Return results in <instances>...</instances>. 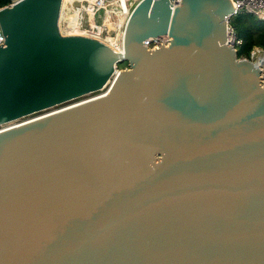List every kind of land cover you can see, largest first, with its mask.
<instances>
[{
  "label": "water",
  "instance_id": "water-1",
  "mask_svg": "<svg viewBox=\"0 0 264 264\" xmlns=\"http://www.w3.org/2000/svg\"><path fill=\"white\" fill-rule=\"evenodd\" d=\"M61 1L0 7V125L108 87L0 129V264H264V57L229 1L142 0L121 52Z\"/></svg>",
  "mask_w": 264,
  "mask_h": 264
},
{
  "label": "built area",
  "instance_id": "built-area-1",
  "mask_svg": "<svg viewBox=\"0 0 264 264\" xmlns=\"http://www.w3.org/2000/svg\"><path fill=\"white\" fill-rule=\"evenodd\" d=\"M77 1V2H75ZM142 0H72V5L67 6L64 9V15L67 13L70 14L73 11L74 17L73 18H61V23L58 22V28L60 33L66 35H84L91 38H95L103 43L104 41L100 39L107 40V36L110 35L109 30H107L106 16H112L115 13L121 12L124 7H127L129 13L141 2ZM182 0H169V4H171L172 9L178 5H180ZM231 8L232 13L226 18V41L227 46L232 48L233 51L236 53L240 45L242 44V39L238 37L235 33V29L230 24V19L233 15L237 12H244L252 17L264 21V0H228ZM11 3V0H9ZM62 2V1H61ZM9 3V4H10ZM73 3H77V6H73ZM61 11V7H60ZM60 16V13H59ZM128 19V18H127ZM127 21V20H126ZM73 26V28H69L68 24ZM79 29L80 32H70L71 29ZM115 31L118 32L121 38L123 37V33L120 31L121 26L116 25L115 27H111ZM170 37L168 35H162L153 37L147 40L145 46L148 49H155L159 47L158 45L167 46L169 44ZM4 43V36L0 29V46ZM106 44V43H105ZM113 49V48H112ZM258 48H252L250 50V57L253 58L254 56H258L256 60H261L264 57V52L260 51L259 54ZM240 58V57H237ZM246 59L247 58H240ZM256 62V61H255ZM2 125H0V129Z\"/></svg>",
  "mask_w": 264,
  "mask_h": 264
},
{
  "label": "trees",
  "instance_id": "trees-1",
  "mask_svg": "<svg viewBox=\"0 0 264 264\" xmlns=\"http://www.w3.org/2000/svg\"><path fill=\"white\" fill-rule=\"evenodd\" d=\"M8 3L9 0H0V7ZM249 17L253 18L254 21L247 24ZM230 24L235 29L236 35L242 39V44L236 51V57H248L252 46L256 42L264 45V21L258 20L247 13L237 12L231 17Z\"/></svg>",
  "mask_w": 264,
  "mask_h": 264
},
{
  "label": "bare ground",
  "instance_id": "bare-ground-1",
  "mask_svg": "<svg viewBox=\"0 0 264 264\" xmlns=\"http://www.w3.org/2000/svg\"><path fill=\"white\" fill-rule=\"evenodd\" d=\"M88 1H91V0H88ZM71 2H72V0H62V2H61V11H60V16H59V23H61V18H62V17L67 18V19H69L70 17H71V18L74 17V14H75V13H74L73 11L71 12L70 17H69V14H68V13H67L66 15H64V13H63V12H64V9H65L67 6L72 5V4H69V3H71ZM128 13H129V11H128L127 7H124L123 10H121V12L115 13V14L113 15V17H112V16H106V18H105L106 26H107V30H109L110 35H108V36L106 37L107 40H105V39H104V40H103V39H100V40L104 41L108 46H110L111 48H113L114 50L119 51V52L122 51V38H121V36H119L118 32L115 31L114 29H112L111 27H115L116 25L121 26L120 31L123 33V31H124V27H125V23H126V20H127V18H128ZM68 26H69V28H73V26L70 25V23L68 24ZM70 32H78V33H82V32H80V30L77 29V28H75V29H71ZM256 61H258V60H256ZM102 94H103V93H102ZM102 94H99V95H97V96H94V97H92V98H90V99H85V100H83V101H81V102H76V103H74V104H70L69 106H66V107L61 108V109H65V108H68V107H72L73 105H77V104H79V103H82V102H85V101H88V100L94 99V98H96V97L101 96ZM61 109H58V110H54V111L48 112V113L43 114V115H41V116H39V117L37 116V117H35V118H33V119H37V118H40V117L46 116V115L51 114V113H53V112H55V111H59V110H61ZM33 119H28V120H25V121L20 122V123H26V122H29V121H31V120H33ZM12 122H14V121H12ZM12 122H10V123H6V124L2 125L1 128L7 127V126H10V125H15V124H16V125H19V124H20V123H12Z\"/></svg>",
  "mask_w": 264,
  "mask_h": 264
},
{
  "label": "rangeland",
  "instance_id": "rangeland-1",
  "mask_svg": "<svg viewBox=\"0 0 264 264\" xmlns=\"http://www.w3.org/2000/svg\"><path fill=\"white\" fill-rule=\"evenodd\" d=\"M75 2H77V1H75ZM9 3H10V2H9ZM9 3H8V4H9ZM8 4H6V5H8ZM76 4H77V3H73V6H77ZM252 21H254V19L251 18V17H249L248 20H247V24L252 23ZM253 41H254V40H253ZM255 41H256V40H255ZM263 44H264V43H263ZM254 47H255V48H258L261 52H262V51L264 52V45H262V44H258V43L256 42V43L252 46V48H254ZM260 51H259V54H261ZM257 57H258V56L256 55V56H254L253 58H251V57H250V53H249L248 57H240V58H247L248 60H250V61H252V62H255ZM116 67H117L118 70L126 69V68H128V62L125 61V60H123V61L117 63ZM107 87H108V84H107L106 86H104L102 89L98 90V91L91 92V93H89V94H86V95H83V96H80V97L74 98V99L69 100V101H67V102H64V103L58 104V105H56V106H53L52 108H48V109H45V110H42V111H38V112H35V113H32V114H29V115L23 116V117H21V118H19V119H17V120H14V122H12V123H20V122H23V121L28 120V119H33V118H35V117H37V116L39 117V116H41V115H43V114H46V113H48V112H51V111H54V110H58V109L64 108V107H66V106H69L70 104H74V103H76V102H81V101H83V100H85V99H90V98H92V97H94V96H97V95H99V94L104 93V92L107 90Z\"/></svg>",
  "mask_w": 264,
  "mask_h": 264
}]
</instances>
